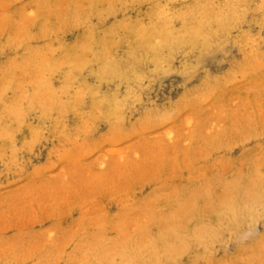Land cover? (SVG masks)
Returning a JSON list of instances; mask_svg holds the SVG:
<instances>
[{
  "label": "rangeland",
  "instance_id": "rangeland-1",
  "mask_svg": "<svg viewBox=\"0 0 264 264\" xmlns=\"http://www.w3.org/2000/svg\"><path fill=\"white\" fill-rule=\"evenodd\" d=\"M262 194L264 0H0V264H264Z\"/></svg>",
  "mask_w": 264,
  "mask_h": 264
},
{
  "label": "bare ground",
  "instance_id": "bare-ground-1",
  "mask_svg": "<svg viewBox=\"0 0 264 264\" xmlns=\"http://www.w3.org/2000/svg\"><path fill=\"white\" fill-rule=\"evenodd\" d=\"M114 5V4H113ZM121 6V5H120ZM122 7V6H121ZM201 11V10H200ZM231 11V10H230ZM198 14V13H197ZM176 16V15H175ZM74 18H75V16H74ZM75 20V19H74ZM206 21V20H205ZM168 24V23H167ZM201 33V32H200ZM170 34V33H169ZM176 34V33H175ZM136 36V35H135ZM126 39V38H125ZM134 39V38H133ZM121 42V41H120ZM184 42V41H183ZM209 43V42H208ZM223 46V45H222ZM64 53V52H63ZM37 93V92H36ZM40 98V97H39ZM42 100V99H41ZM176 172V171H175ZM171 178V177H170ZM255 182V181H254ZM262 182V181H261ZM246 184V183H245ZM252 184V183H251ZM254 186V185H253ZM258 188V187H257ZM261 191V190H260ZM262 193V192H261ZM168 195V194H167ZM262 195H264V194H262ZM170 198V197H169ZM168 199V198H167ZM155 203V202H154ZM255 206V205H254ZM183 208V207H182ZM154 209V208H153ZM230 209V208H229ZM253 209H255V208H253ZM250 210V209H249ZM238 212V211H237ZM168 213V212H167ZM238 214V213H237ZM235 216V215H234ZM173 218V217H172ZM175 220V219H174ZM171 224V223H170ZM173 229V228H172ZM141 231V230H140ZM134 233V232H133ZM137 233V232H136ZM138 235V234H137ZM160 235V234H159ZM139 237V236H138ZM143 239V238H142ZM140 241H142V240H140ZM150 241V240H149ZM144 244H146V242L144 243ZM143 245V244H142ZM138 247V246H137ZM144 247V246H143ZM158 248V247H157ZM123 250V249H122ZM144 251V250H143ZM151 251V250H150ZM152 252V251H151ZM159 255V254H158ZM155 256V255H154ZM161 256V255H160ZM159 257V256H158ZM174 260V259H173Z\"/></svg>",
  "mask_w": 264,
  "mask_h": 264
}]
</instances>
